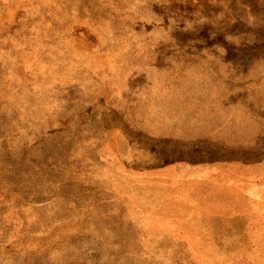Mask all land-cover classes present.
I'll list each match as a JSON object with an SVG mask.
<instances>
[{
    "label": "rangeland",
    "instance_id": "374dc122",
    "mask_svg": "<svg viewBox=\"0 0 264 264\" xmlns=\"http://www.w3.org/2000/svg\"><path fill=\"white\" fill-rule=\"evenodd\" d=\"M0 264H264V0H0Z\"/></svg>",
    "mask_w": 264,
    "mask_h": 264
}]
</instances>
